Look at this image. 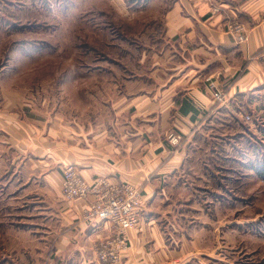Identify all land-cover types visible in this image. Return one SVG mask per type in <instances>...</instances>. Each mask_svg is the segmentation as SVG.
Masks as SVG:
<instances>
[{
	"label": "crops",
	"instance_id": "crops-1",
	"mask_svg": "<svg viewBox=\"0 0 264 264\" xmlns=\"http://www.w3.org/2000/svg\"><path fill=\"white\" fill-rule=\"evenodd\" d=\"M231 21L247 26L245 41H233L226 30ZM162 25L159 44L149 48L148 78L134 95L119 94L109 115L53 108L4 124V143L15 154L7 163H19L23 181L19 194L45 220L32 224L47 249L45 264H103L95 245L112 234L108 222L83 217L84 202L63 197L66 164L86 180L103 176L141 192L130 246L111 264L201 262L195 256V128L230 113L227 106L264 85V0H172ZM208 79L223 103L212 99ZM170 131L181 135L179 144L168 142Z\"/></svg>",
	"mask_w": 264,
	"mask_h": 264
},
{
	"label": "rangeland",
	"instance_id": "rangeland-1",
	"mask_svg": "<svg viewBox=\"0 0 264 264\" xmlns=\"http://www.w3.org/2000/svg\"><path fill=\"white\" fill-rule=\"evenodd\" d=\"M171 2L0 0V264H45L47 255L32 233L45 220L19 194V163H7L15 154L4 124L53 108L109 115L148 78ZM207 88L212 99L221 91ZM227 107L195 128V256L264 264V180L250 166L264 159V85Z\"/></svg>",
	"mask_w": 264,
	"mask_h": 264
},
{
	"label": "built area",
	"instance_id": "built-area-1",
	"mask_svg": "<svg viewBox=\"0 0 264 264\" xmlns=\"http://www.w3.org/2000/svg\"><path fill=\"white\" fill-rule=\"evenodd\" d=\"M226 30L237 43L247 38V27L241 22H229ZM207 86L215 88V84L209 79ZM214 100L223 101V93L215 91ZM248 117L246 115V118ZM167 139L170 144L177 145L181 141V135L170 131ZM61 192L65 199L84 202L82 209L84 218H94L110 224L112 234L97 241L96 257L103 264L120 261L130 246L128 232L135 229L139 222L142 205L139 188L132 183L113 182L103 176L86 180L73 164H66L61 167Z\"/></svg>",
	"mask_w": 264,
	"mask_h": 264
},
{
	"label": "trees",
	"instance_id": "trees-1",
	"mask_svg": "<svg viewBox=\"0 0 264 264\" xmlns=\"http://www.w3.org/2000/svg\"><path fill=\"white\" fill-rule=\"evenodd\" d=\"M135 2L139 4L140 0H135ZM252 162H250V166L254 169L255 173L264 180V159H260V160L257 159V160H254L253 163Z\"/></svg>",
	"mask_w": 264,
	"mask_h": 264
}]
</instances>
